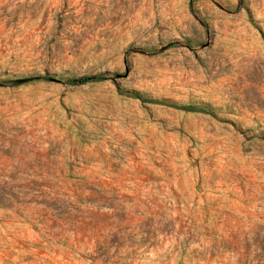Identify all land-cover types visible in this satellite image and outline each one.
<instances>
[{
	"label": "rangeland",
	"instance_id": "rangeland-1",
	"mask_svg": "<svg viewBox=\"0 0 264 264\" xmlns=\"http://www.w3.org/2000/svg\"><path fill=\"white\" fill-rule=\"evenodd\" d=\"M0 264H264V0H0Z\"/></svg>",
	"mask_w": 264,
	"mask_h": 264
},
{
	"label": "trees",
	"instance_id": "trees-1",
	"mask_svg": "<svg viewBox=\"0 0 264 264\" xmlns=\"http://www.w3.org/2000/svg\"><path fill=\"white\" fill-rule=\"evenodd\" d=\"M102 78V76H85L81 77L80 79L75 81V84L77 85H85L89 82L98 81Z\"/></svg>",
	"mask_w": 264,
	"mask_h": 264
}]
</instances>
